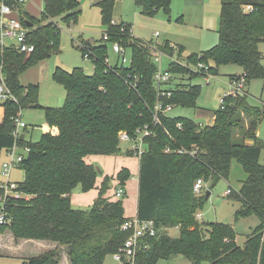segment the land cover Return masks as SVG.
I'll list each match as a JSON object with an SVG mask.
<instances>
[{"label": "trees", "instance_id": "16d2710c", "mask_svg": "<svg viewBox=\"0 0 264 264\" xmlns=\"http://www.w3.org/2000/svg\"><path fill=\"white\" fill-rule=\"evenodd\" d=\"M42 2L40 19L22 7L19 10L23 20L32 23L28 37L34 50L27 54L0 48L5 83L17 98L0 104V150L13 146L12 117L23 108H42L47 124L58 130L55 134H42L34 143L23 138L16 141L18 146L28 148L16 163L24 171V180L17 182V190L27 197L7 201L10 222L0 231L9 229L18 240L57 244L40 255L24 257L21 264H103L107 255L123 245L131 231L121 226L130 217L125 216L121 199L106 196L113 177H104L87 209L74 208L70 193L78 186L84 192L96 186L97 169L86 162L87 156L118 152V134L125 131L134 136L144 125L151 134L144 138L145 149L138 158L136 216L152 219L157 233L148 239V247L137 253L134 264H156L158 260L176 256L186 259L188 264L203 261L264 264V164L258 163L263 145L256 136L261 112L248 104L245 86L234 95L223 97L219 108L204 124L168 113L159 114L160 122L154 125L152 111L157 92L153 75L158 66L151 59V45L133 36L129 23L111 24L116 0H98L95 5L100 9L108 41L119 42L130 50L129 63L109 64L105 61L108 55L103 40L97 44L85 41V46L79 49L83 57L89 52L92 72L56 67L53 79L65 89V101L58 108L42 107L37 101L38 85H21L18 77L28 67L58 51L60 28L54 18L63 15L65 22L75 23L80 14V0ZM170 2L134 0L142 13L150 17L160 9L169 14ZM247 4L257 10L244 12L242 7ZM260 43H264V3L221 0L218 41L212 48L183 57L181 46L174 49L168 41L155 46L171 57L167 70L172 79L173 74L181 77L170 83L172 95L164 101L174 107H195L200 86L185 84L183 80L204 75L193 70L198 63L205 64L207 72L214 75L220 65H238L242 73L229 76L231 82L244 75L245 85L254 78H261L264 83ZM241 112L251 117L247 128H242ZM237 128H241V140L234 138ZM244 139L251 140V144ZM166 147L170 152L164 151ZM179 147H196L198 151L195 156L179 154L175 152ZM126 153L134 156L132 150ZM233 159L240 161L247 173L235 192L240 202L235 217L256 213L260 218L259 225L242 245L236 243V233L229 224H201L195 218L205 195L199 197L194 193V182L199 178L211 179L213 184L219 178H226ZM130 177L126 168L119 170L115 176L117 186L123 187ZM171 228L178 230V236L168 234Z\"/></svg>", "mask_w": 264, "mask_h": 264}, {"label": "rangeland", "instance_id": "374dc122", "mask_svg": "<svg viewBox=\"0 0 264 264\" xmlns=\"http://www.w3.org/2000/svg\"><path fill=\"white\" fill-rule=\"evenodd\" d=\"M96 1L98 0H80V14L75 23L65 22L62 19L63 15L55 17L54 21L60 28L58 51L53 52L37 64L28 67L19 75L18 81L21 85H38L37 101L42 107L58 108L65 101V89L53 79V72L56 67H62L66 70L77 67L82 68L87 73L92 72L91 61L82 56L76 44H79V42L85 43V41L97 44L102 41L106 26L101 22L100 9L95 5ZM220 6L221 0H171L169 14L164 13L160 9L154 16L150 17L142 13V9L134 3V0H116L112 19L117 22L129 23L132 35L145 44L148 43L154 46L168 41L174 49H177V46L183 47L182 56L185 57L190 53H200L209 50L217 43ZM23 7L29 15L35 19H40L43 9L42 0H25ZM105 43L109 64H114L116 54L111 50L110 43ZM259 51L264 54V43L259 44ZM124 56L126 58L124 65H127L130 59V50L128 48H125ZM170 60V56L162 54L157 66L161 70H165L168 68ZM241 73L242 67L228 64L220 65L215 75H198L195 78H191V80L184 77L183 82L185 84H197L200 86L196 105L195 107L175 106L169 112V115L182 116L192 119L196 123L204 124L208 116L219 108L220 98L233 90L234 84L231 83L229 76ZM179 78L181 77L173 74L172 82L178 81ZM244 90L247 92L248 104L261 112L256 136L263 145L258 163L264 164L263 80L261 78L251 79L245 85ZM234 94H230V96ZM204 111H207V113L204 114ZM240 119L242 128H247L251 117L241 112ZM20 120L26 124V127L18 129V136L23 134L24 140L33 143L37 142L43 133L44 125L47 124L43 109L34 106L23 108L20 110ZM240 129L237 128L235 130V139L241 140L242 131ZM244 142L251 144L252 141L244 139ZM132 145L134 144L127 141L119 142V150L114 154L89 155L85 158L87 163L97 169L96 186L86 192L82 191L79 186L73 189L70 193V201L74 208L87 209L90 207L97 196V188L105 176L113 177L109 182L106 196L116 199L113 195L118 188L115 176L119 170L126 168L131 177L122 187L124 193L120 199L123 201L125 216L136 215L139 159L126 153V150H130ZM142 149H145V146ZM15 152L25 153V146H18ZM9 160L10 155H7L6 149L0 150V183L6 182L1 164ZM9 175L12 182L17 183L24 180V171L18 168L16 164L10 168ZM246 177L247 173L243 164L237 159H233L226 178H219L213 184L211 179L203 180L202 192L197 194L199 197H204L206 191H209L208 197L202 199L200 208L195 211V213L201 214V219L197 221L201 224H207L208 222L229 224L236 233L235 241L238 245H242L260 223L259 215L256 213L245 217H235V211L240 207V202L235 198V192L239 191ZM228 188L232 189V194H226ZM21 194L24 195L23 193ZM9 232V229L0 231V240H5V235H8ZM168 234L176 237L178 236V230L171 228L168 230ZM15 241L19 243L18 239L13 240L14 243H16ZM8 243H10V240L7 239L6 244ZM41 251L44 252V249ZM41 251L39 249L34 250L33 245L28 243H24L21 249L15 250L8 247L1 248L0 246V263L21 264L24 257L40 255ZM103 264L119 263L110 254L105 257ZM156 264H188V261L176 256L169 260H158ZM201 264H208V262L203 261Z\"/></svg>", "mask_w": 264, "mask_h": 264}, {"label": "built area", "instance_id": "2783aa9c", "mask_svg": "<svg viewBox=\"0 0 264 264\" xmlns=\"http://www.w3.org/2000/svg\"><path fill=\"white\" fill-rule=\"evenodd\" d=\"M25 0H0V48H13L15 51L19 53H27L29 54L35 48L34 44L30 43L28 33L29 26L25 23L23 18L20 15V7L23 8ZM244 12H252L257 9L254 8L253 5L247 4L242 7ZM121 23L115 20H111V24L117 25ZM58 26V25H57ZM125 24L122 23L121 30L125 29ZM130 33L132 34L131 28ZM109 35L104 32L102 35V40L105 42L108 41ZM8 41V42H7ZM111 45V50L116 54L115 63L124 64L126 62L125 48L116 41L109 42ZM78 48H83L85 46L84 42H79L76 44ZM157 45L151 46V59L157 65L160 62V55L166 54L162 51L156 49ZM89 52L84 54V58L89 60ZM167 55V54H166ZM105 61L109 63L108 57H106ZM194 71H197L201 74H210L207 72V66L203 63H198L193 67ZM153 80L155 83V89L157 92V100L153 107L152 111V122L153 124H158L160 122L159 114L166 115L168 114L174 107L173 104L165 102L164 100H168L172 95V90L170 83L172 82V74L168 72L167 69L161 70L158 67V70L153 75ZM207 80V79H206ZM234 84V88L232 91L228 92V94L223 95L220 98V102H222L223 97L229 94H234L237 91L243 90L245 86L244 75H240L231 82ZM7 100L17 101V98L12 94L11 90L5 83L3 65L0 63V104H3ZM14 129L12 131V136L14 138V144L11 148L6 150L7 155H10V160L3 162L1 164L2 173L6 178L5 183H0V187L2 188V193L0 194V228L9 224L10 218L6 212V203L11 198L18 197H27L22 195L20 191L17 190L18 184L16 182L10 181L9 170L10 168L19 162L24 153H16V149L18 144L16 143L18 136V129L25 128L26 124L20 120V110L12 117ZM179 127L180 124L177 123ZM51 134H55V131H51ZM151 134L150 128L147 125H144L142 128L136 130L134 136H130L125 131H121L118 134L119 142H131V149L133 151L134 156L139 158V156L144 152L142 149L145 146L144 138ZM28 151V148L25 147V153ZM165 152H170V148L166 147L164 149ZM198 148L194 147L191 149H186L183 147H179L175 150V152L179 154H188L190 156H195L197 154ZM203 189V180L201 178L197 179L194 182L193 190L197 195L202 192ZM123 189L119 187L114 191V197L120 199L123 196ZM232 193V189L228 188L226 190V194ZM196 220L201 219V214H195ZM121 228L123 230L131 231L128 238L124 241L123 245L112 254L113 258L119 264H134L137 253L143 249L148 247V239L156 236L157 228L152 219H140L137 216L130 217L126 220Z\"/></svg>", "mask_w": 264, "mask_h": 264}, {"label": "crops", "instance_id": "0c3cea01", "mask_svg": "<svg viewBox=\"0 0 264 264\" xmlns=\"http://www.w3.org/2000/svg\"><path fill=\"white\" fill-rule=\"evenodd\" d=\"M255 1L264 3V0H255ZM88 43H90V42L88 41ZM51 131H55V133H57L58 130L54 126H49L48 124H45L42 134L47 133V132H51ZM21 135L23 136V134H21ZM20 136H19V139H20ZM22 138L24 139V136ZM134 216H136V215H134ZM131 217H133V216H131ZM5 236H6L5 237V240H3V239L0 240V246H1V248L8 247V248H12L14 250L15 249H21L23 247V244L24 243H28V244H32L33 245L34 250L39 249L41 251V250L44 249V251H45V250L50 249V248H53V247H55L57 245L54 242L40 241V240H33V239H21V240H19V243H20L19 244L17 241H15L16 243L13 242L14 238H13L11 232H9L8 235H5ZM7 239L10 240V243H8V244H6L7 243Z\"/></svg>", "mask_w": 264, "mask_h": 264}, {"label": "water", "instance_id": "95a60500", "mask_svg": "<svg viewBox=\"0 0 264 264\" xmlns=\"http://www.w3.org/2000/svg\"><path fill=\"white\" fill-rule=\"evenodd\" d=\"M25 23L27 24V26H29V27H31L32 26V23L31 22H29V21H25ZM22 135L20 136V139H22ZM208 195H209V191H206V193H205V198H207L208 197Z\"/></svg>", "mask_w": 264, "mask_h": 264}]
</instances>
